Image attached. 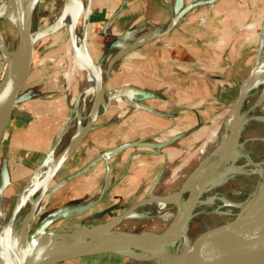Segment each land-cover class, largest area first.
<instances>
[{
    "label": "crops",
    "instance_id": "obj_1",
    "mask_svg": "<svg viewBox=\"0 0 264 264\" xmlns=\"http://www.w3.org/2000/svg\"><path fill=\"white\" fill-rule=\"evenodd\" d=\"M196 1L91 0L88 50L95 62L103 68L106 64L104 69L110 71L106 82V109L105 106L101 108L100 117L91 131L55 176L36 217L35 230L61 233L74 226H101L122 216L151 194L158 193L166 173L159 166L165 158L161 156V149L177 141L173 139L169 142L159 137L173 132L172 126L164 122L179 124V115L181 119L185 111L193 116L199 112L195 107L186 109L182 106L179 109L178 104L183 103L179 94L180 89L187 86L192 87L194 92L193 88L202 81V74L195 66L209 69L208 62L201 60L198 51L202 52L207 45L208 32H202V27H209V23L204 25L199 21L209 22L210 17L195 13L198 8L213 4L202 0L204 4L192 9L171 31L160 37H164L161 41L165 45L157 46L152 42L156 39L145 44L142 42L157 34L143 39L146 35L161 28L163 30L159 33L166 30L173 17ZM195 26L197 30L191 31ZM0 30L5 36L1 22ZM31 78L24 100L15 111L0 143V190L3 189L0 201L5 206L14 199L12 188H16L21 180L32 177L34 167L44 165L43 160L49 154L50 147L45 151V144L50 142L44 133L38 131L40 126L47 122L57 123V119H62L64 115L62 107L65 99L59 95L58 84L55 85L57 90L54 87L52 91L46 88V84L42 85L43 81L32 83ZM153 87L165 88L157 91ZM175 87L176 91L169 94L170 88ZM182 93L185 95V90ZM32 106L34 109L45 106L49 108V114L33 122L30 120L31 113L26 111ZM68 109L71 111L72 108L69 106ZM14 166L23 169L15 176L12 173ZM156 167L159 172L148 186L154 175L152 170ZM106 217L108 221H105ZM109 254L114 253L98 255ZM102 260L104 263V258Z\"/></svg>",
    "mask_w": 264,
    "mask_h": 264
},
{
    "label": "rangeland",
    "instance_id": "obj_2",
    "mask_svg": "<svg viewBox=\"0 0 264 264\" xmlns=\"http://www.w3.org/2000/svg\"><path fill=\"white\" fill-rule=\"evenodd\" d=\"M64 2L65 0H39L34 14V33L42 34L47 32V36L40 39L36 45L31 82L37 83V81H40L41 83L43 81L42 85L46 84V88L52 91L55 85L58 84V88L60 87L59 89L61 90L59 95L65 99L62 107L63 118L57 119V123L54 124L47 122L46 125H41L38 130L40 133H44L50 142L45 144V147L47 146L45 151L48 146L50 148L48 150L49 154L43 160V163L52 155L56 158L58 148L64 143H68L69 137L75 135L80 124L83 123L82 120L87 115L86 105H83L82 110L79 112L74 110L75 99L80 94L85 82V74L74 72L70 30L67 28L57 31L48 30L52 26L53 19L63 12ZM90 10L88 9L87 11L90 12ZM195 14H206L210 17L209 22L199 21V23L204 25L209 23V27L207 29L202 27V32L206 30L208 32L207 40L205 41L207 45L206 47L204 46L205 49L202 52L198 51V56L201 60L208 62L209 69L195 66L194 68L196 70L199 69L202 74V81L198 87L193 88L194 92L190 86L180 89L181 93L179 96L182 97L183 103L181 101L178 104L179 109L182 106L186 109L195 107L199 111L197 116L185 111L184 115H181V119L179 115V124H173L171 121L164 122L172 126L171 130L173 132L168 133L165 137H159L165 138L163 140H169V142L173 139L177 141L174 145L161 149V156L165 158L160 162L159 166L161 171H166V173L163 175L158 193L154 196L163 199L173 197L175 192L182 186L183 181L197 169L196 167L200 163L202 164L199 171L205 170L210 166L217 167L211 186L199 185V181H197L195 176L189 184L199 185L196 193L199 194V197L189 219L187 233L193 244H199L210 239H216L218 236L219 238L222 237V234L233 226L226 228L227 225L235 223L234 220L238 215L247 213L248 205L253 199L252 189L254 183L252 182L254 181L251 182L249 180V175L250 171L256 170V153L249 149L248 143L252 139L264 137V125L253 121L247 124L239 133L237 140L239 156L234 164L232 162H223L221 156L217 153V149L223 141L232 112H229L231 108L234 109L235 116L239 115L247 119H250L253 115L262 114L260 109L251 106L248 100L242 101L243 104L239 107L238 103L242 96L243 82L252 76L259 62H257V54L259 39L264 32V0H221L213 5L198 8ZM13 16V11L9 4H3L2 0H0V22L5 28V36L3 33L2 35L5 42L7 41L11 52H13L18 43L17 31L13 24L7 20L12 19ZM161 29L163 30V28ZM161 29L156 33L146 35L143 39L158 34ZM87 30L86 41L87 46H89ZM195 30H197L196 26L191 28V31ZM162 39H156L152 42H155L157 46H163L166 43L162 44ZM93 62L95 63L94 59ZM186 67L190 66L187 65ZM104 68H107L106 64ZM1 71L0 78L2 76ZM206 76L208 79H206ZM164 88L153 87V90L160 91ZM176 89V87L170 88L169 94L175 92ZM187 89H191L192 92ZM55 90H57L56 87ZM184 90L186 96L182 93ZM188 93H190V97H187ZM193 95H195V98H193ZM189 98L193 99L189 101ZM184 100H186L185 103ZM46 106H48V103H46ZM69 106L72 108L71 111L68 109ZM26 111L31 113L30 120H34L33 122L41 120L49 114V108H45V106L37 107L36 109L33 106L27 107ZM71 122L73 124L67 130ZM49 126H51L50 129ZM176 132L179 133L176 134ZM67 143L64 146L65 148L62 147V149L64 148L63 151L69 145ZM41 145L40 149H42ZM42 153L44 154V151ZM37 166H33L35 170H33L34 174H32V177L28 178V180H21L16 185V188H12L14 199H11L12 202L10 201L8 206H5V203L1 205L0 201V235L3 234L11 218L13 209L18 203V197L23 195L37 180V173L41 167ZM22 170L14 166L12 173L15 176L20 174ZM157 172H159L157 167L152 170L154 175L147 183L148 186L155 179ZM260 181L262 182V179ZM258 192L256 190L255 194H258ZM188 198L189 193L186 192L178 201L183 214L189 208L190 203L187 204ZM171 211V213L169 210L160 212V208L154 207V205L147 207L142 205L124 218L117 226L111 228L109 232L160 234L177 219V212ZM108 219L106 217L105 221H108ZM22 221L23 215H20L13 226V230H19ZM36 225L37 223H34L31 232L35 231ZM70 232L68 230L62 233L70 234ZM44 241L47 245H57L62 247V249L71 248L79 243L72 238H54ZM181 247L182 239L170 246L169 253L177 254ZM125 253L127 255L124 256L109 254L104 255L105 257L98 255L77 258L59 264H141V261H143L140 257L142 252L139 250L130 249ZM103 258L104 263H102Z\"/></svg>",
    "mask_w": 264,
    "mask_h": 264
},
{
    "label": "bare ground",
    "instance_id": "obj_3",
    "mask_svg": "<svg viewBox=\"0 0 264 264\" xmlns=\"http://www.w3.org/2000/svg\"><path fill=\"white\" fill-rule=\"evenodd\" d=\"M28 3L34 7L39 3V0H28ZM90 4L91 0H65L63 12L52 21L54 29L60 30L62 28H67L68 30H71L72 57L75 69L73 70L74 72L85 74V82L80 94L75 99L74 110L79 112L82 110L83 105H86L87 115L85 119L82 120L83 123L80 124L75 135H69L71 137H69L67 141L70 144L71 149L68 150V153L75 150L83 129L87 127L91 120L99 115L101 108L107 103V91L105 88L103 89V87L108 79V70H105L101 65L93 62L87 48L86 30L90 16V12L87 10H90ZM255 69L256 70L252 76L246 79L242 84V96L238 103V107L248 100L251 106L260 109L262 114L253 115L250 119H247L239 115L235 116L233 108L229 110V112H232L227 123L225 135L217 149V153L225 163L232 162V164H234L236 162V159L239 156V148L237 145L238 135L247 124L256 121L260 125H264V56L260 58L257 63V68ZM72 124L73 123L71 122L67 130ZM248 147L251 151L256 153V170H252L253 173L250 171L249 175V180H251V182L254 181L252 182L254 183L252 190L255 191L259 185L258 182L262 179L263 182L260 194L261 197H264V137L261 139L250 140ZM63 149L61 148L58 150L57 156L61 154ZM57 156L55 158L52 155L44 165L40 167L37 173V180L18 200L14 223L19 219L20 215H23V221L19 230H13V228L10 229L7 227L3 231V234L0 235V254L8 264H23L25 259L27 260L36 256L38 243L31 238L34 215L38 201L48 187L50 177L57 171L61 164V160L58 159ZM216 169L217 167L210 166L205 170L197 172L195 177L197 178V181H199V185L205 184L206 187L208 185L211 186L213 183L212 178ZM198 186H195L194 184L188 186L187 193H189V198L187 204L191 203L196 196ZM142 205L146 207L154 205V207L160 208V212L169 210L171 213V210H174L175 212L177 210V202L174 197L166 199L154 198L148 200ZM252 216V211L249 213L247 212L244 215H238L234 220L235 223L227 225L226 228L233 226L227 232L223 233L222 237L219 238L218 236L216 239L205 241L206 243H211V250H209L208 247H204V242L199 244L192 243L190 253V259H192V261H189L187 264H244V262L250 264V255L244 253L240 241L242 228ZM68 236L79 243L65 250L88 251L101 246L108 237V234L103 228L98 227L97 229L88 232L73 230ZM181 236L182 235L179 232H174V234L166 237L161 243L159 242L149 245V243L153 242L154 235L151 233H144L140 238V242H142L144 246H149L142 248V255H140V257L143 261H141V264H167L174 257L172 253H169V245L172 242L179 241ZM132 246L133 245L128 242V240L120 238L117 241L109 243L106 246V249L123 252L132 249ZM61 251L62 247L51 244L45 245L42 248V252L45 255L56 254Z\"/></svg>",
    "mask_w": 264,
    "mask_h": 264
},
{
    "label": "water",
    "instance_id": "obj_4",
    "mask_svg": "<svg viewBox=\"0 0 264 264\" xmlns=\"http://www.w3.org/2000/svg\"><path fill=\"white\" fill-rule=\"evenodd\" d=\"M217 0H208L210 4H214ZM3 4L8 3L13 11V18L7 19L9 20L13 26L15 27L17 34H18V43L13 52H11L8 48V45L6 44L2 32L0 30V54L2 57V64L0 65V69L4 70V76L3 80L0 82V143L2 141V138L9 127L13 117L14 113L17 110L18 106L22 103L24 100L25 90L28 85V82L31 78V74L33 72V66H34V58L36 54V45L40 39L47 36V32H44L42 34H36L34 33V14L36 7L38 6V3L32 7L30 3H28V0H2ZM204 4V1L198 0L196 2H193L186 6L177 17H173L172 21L164 30L163 32L152 36L142 42V44H145L146 42L157 39L162 37L163 35L167 34L169 31H171L175 25L186 16L192 9L195 7ZM5 19V18H4ZM49 31H57V29H54L53 26L48 29ZM264 30V29H263ZM70 37H71V30H70ZM264 56V32L263 36L259 39V47H258V54H257V62ZM256 62V63H257ZM96 64L100 65L99 63L95 62ZM255 68V66H254ZM253 68V69H254ZM252 69V71H253ZM109 70L107 71V76L109 77ZM246 80V79H245ZM106 87V84L104 85L103 89ZM106 89V88H105ZM241 93V90H240ZM239 100V99H238ZM242 108V107H241ZM106 109V106L105 108ZM241 111V109H240ZM101 112L99 115L91 120L87 127L83 129L80 140L78 145L76 146L75 150L68 153V150L71 149L70 144L67 146V148L57 156L58 159L61 160V164L57 171L50 177L48 182V187L46 188V191L42 194L40 197L37 208L34 215L33 225L36 221V217L40 211L42 202L48 195L51 184L57 175V173L60 171L62 166L67 162V160L74 154V152L78 149L84 138L88 135V133L93 128L94 123L96 120L100 117ZM255 138V139H261ZM201 164L197 167L192 174L185 180V182L182 184L180 190L178 193L173 196L176 199L177 202V219L175 222H173L168 228L157 235H154V239L152 243H149V245H152L153 243H161L166 237L169 235L174 234V232H179L182 236L180 240L182 239V249L178 250L177 254H174V257L167 263V264H187L189 261H192L190 259V253H191V247L192 242L190 240V237L187 233V226L189 219L191 218V214L194 210L195 204L197 203L198 195L193 198L191 203L189 204V208L186 211L185 214L182 213L181 207L178 205V201L183 197V195L187 192V187L190 184V181L195 176V174L199 171ZM215 167V166H214ZM263 182V180H262ZM262 182L259 181V185L253 191V199L250 201L247 212L250 211L253 212V216L250 218L249 221L244 225L241 231V241L240 244H242L243 250L245 254L250 255V264H264V197H261V186ZM256 190H258V194L256 193ZM24 195V193H23ZM21 195L18 200L23 196ZM3 197V189L0 190V198ZM159 198L154 196V194H151L143 200L141 203L134 206L132 209H130L128 212L123 214L122 216L114 219L112 222L104 224L105 226H94L91 228H85V227H79L74 226L68 228L66 231L74 230H81L82 232H88L94 229H97L98 227H101L104 229V231L107 232L108 237L105 239L103 244L99 247H96L94 249L88 250V251H73V250H65L62 249L61 252L51 255H45L42 252V248L47 245L44 240L47 239H54V238H70L65 233H60L55 230H35L34 232H31V238L38 243V250L36 251V256L34 258L25 259L23 261V264H57L59 262H63L66 260L71 259H77V258H86L102 253H114L119 255H127L125 252H119L114 250H107L106 246L113 242L117 241L120 238H124L128 240L133 246L132 250H139L142 251L143 247L149 246L145 245L140 242V238L143 236V233H133V232H113L110 233L109 230L115 226H117L124 218H126L129 214L134 212L138 207L142 206L145 202L148 200ZM17 200V202H18ZM17 205V204H16ZM16 205L13 209L11 218L9 222L7 223L5 229L8 227L10 229L14 226V218H15V210ZM257 206V208H256ZM4 229V230H5ZM64 231V232H66ZM177 241L172 242L169 246H172ZM204 247H208L209 250H211V243L204 242ZM130 250V249H129ZM0 264H8L5 259L0 254ZM244 264H247L244 262ZM249 264V263H248Z\"/></svg>",
    "mask_w": 264,
    "mask_h": 264
},
{
    "label": "built area",
    "instance_id": "obj_5",
    "mask_svg": "<svg viewBox=\"0 0 264 264\" xmlns=\"http://www.w3.org/2000/svg\"><path fill=\"white\" fill-rule=\"evenodd\" d=\"M1 70H2V69H0V71H1ZM1 72H2V76H1V78H0V82L3 80L4 70H2Z\"/></svg>",
    "mask_w": 264,
    "mask_h": 264
}]
</instances>
